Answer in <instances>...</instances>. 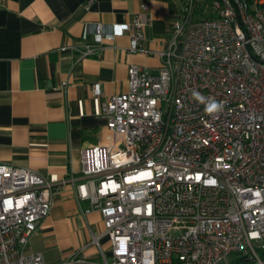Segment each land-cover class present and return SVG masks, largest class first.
<instances>
[{"label": "built area", "instance_id": "built-area-1", "mask_svg": "<svg viewBox=\"0 0 264 264\" xmlns=\"http://www.w3.org/2000/svg\"><path fill=\"white\" fill-rule=\"evenodd\" d=\"M178 4L163 50L143 46L142 13L95 23L92 40L70 46L81 60L127 34V52L160 65H128L127 91L101 103L109 143L82 150L79 176L0 161V264L71 263L25 252L65 183L101 214L109 256L94 236L98 264H264V0ZM212 101L222 107L210 114Z\"/></svg>", "mask_w": 264, "mask_h": 264}, {"label": "crops", "instance_id": "crops-1", "mask_svg": "<svg viewBox=\"0 0 264 264\" xmlns=\"http://www.w3.org/2000/svg\"><path fill=\"white\" fill-rule=\"evenodd\" d=\"M146 5L147 8L142 7ZM146 17L143 46L167 47L177 0H0V161L60 182L79 176L83 149L109 143L101 103L128 89L130 63L158 72L156 53H129V36L106 37L97 56L77 60L70 46L92 40V25ZM67 46L66 49H61ZM100 85V96L92 85ZM98 210L60 184L50 214L26 253L45 261L98 264L93 237L109 256Z\"/></svg>", "mask_w": 264, "mask_h": 264}, {"label": "clouds", "instance_id": "clouds-1", "mask_svg": "<svg viewBox=\"0 0 264 264\" xmlns=\"http://www.w3.org/2000/svg\"><path fill=\"white\" fill-rule=\"evenodd\" d=\"M193 96L196 100H199L200 102H204L205 98L203 96H201L199 93H196L194 92L193 93ZM222 107V105L218 104L217 102L215 101H212L210 103H208L206 105V108H205V111L208 112V113H214V112H217L220 110V108Z\"/></svg>", "mask_w": 264, "mask_h": 264}, {"label": "trees", "instance_id": "trees-1", "mask_svg": "<svg viewBox=\"0 0 264 264\" xmlns=\"http://www.w3.org/2000/svg\"><path fill=\"white\" fill-rule=\"evenodd\" d=\"M179 0H177L178 2ZM205 1H208V0H205ZM232 264H241L242 263V260L241 259H236L234 261L231 262Z\"/></svg>", "mask_w": 264, "mask_h": 264}, {"label": "rangeland", "instance_id": "rangeland-1", "mask_svg": "<svg viewBox=\"0 0 264 264\" xmlns=\"http://www.w3.org/2000/svg\"><path fill=\"white\" fill-rule=\"evenodd\" d=\"M229 259L232 260V259H234V257L233 256H230Z\"/></svg>", "mask_w": 264, "mask_h": 264}]
</instances>
